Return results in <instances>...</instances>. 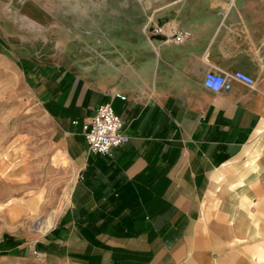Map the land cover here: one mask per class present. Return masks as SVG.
Returning <instances> with one entry per match:
<instances>
[{
	"label": "crops",
	"instance_id": "crops-1",
	"mask_svg": "<svg viewBox=\"0 0 264 264\" xmlns=\"http://www.w3.org/2000/svg\"><path fill=\"white\" fill-rule=\"evenodd\" d=\"M2 33L35 45L20 64L55 126V209L8 208L48 226L47 264H264V0H0ZM208 70L256 83L214 92ZM107 102L130 138L103 155L82 123Z\"/></svg>",
	"mask_w": 264,
	"mask_h": 264
},
{
	"label": "rangeland",
	"instance_id": "rangeland-1",
	"mask_svg": "<svg viewBox=\"0 0 264 264\" xmlns=\"http://www.w3.org/2000/svg\"><path fill=\"white\" fill-rule=\"evenodd\" d=\"M1 37L5 34L0 35V158L4 155L7 164L1 167L0 203L7 205H0V245L8 236L20 243L8 249L0 246V264H47L37 245L46 232L39 234L32 225L40 215L18 214L8 208L42 191L44 200H54L55 209V126L20 64L24 56L36 52L35 45L18 35L7 43ZM39 52L51 54L52 50L40 43ZM60 163L67 168L68 163ZM68 191L69 186L59 205H66Z\"/></svg>",
	"mask_w": 264,
	"mask_h": 264
},
{
	"label": "built area",
	"instance_id": "built-area-1",
	"mask_svg": "<svg viewBox=\"0 0 264 264\" xmlns=\"http://www.w3.org/2000/svg\"><path fill=\"white\" fill-rule=\"evenodd\" d=\"M151 32L153 34L166 35L178 43L191 37L189 30H176L168 35L162 25L153 27ZM233 79L250 86L256 83L254 76L241 70L235 71L233 74L224 73L219 70H208L204 75L203 84L214 92H221L231 89ZM73 123L79 124L80 122L74 120ZM123 127V120L116 113L112 103L101 104L95 115L82 123L89 151L106 155L110 154L113 148L126 143L130 137L124 132Z\"/></svg>",
	"mask_w": 264,
	"mask_h": 264
},
{
	"label": "trees",
	"instance_id": "trees-1",
	"mask_svg": "<svg viewBox=\"0 0 264 264\" xmlns=\"http://www.w3.org/2000/svg\"><path fill=\"white\" fill-rule=\"evenodd\" d=\"M19 243H20L19 240H16L13 237L8 236V237H5V239L3 240V243L0 246H3L4 249H8V248H12L16 246Z\"/></svg>",
	"mask_w": 264,
	"mask_h": 264
},
{
	"label": "bare ground",
	"instance_id": "bare-ground-1",
	"mask_svg": "<svg viewBox=\"0 0 264 264\" xmlns=\"http://www.w3.org/2000/svg\"><path fill=\"white\" fill-rule=\"evenodd\" d=\"M47 225H41V226H38V225H35L34 228H36L35 230H38L39 232H43L44 230L47 229Z\"/></svg>",
	"mask_w": 264,
	"mask_h": 264
}]
</instances>
